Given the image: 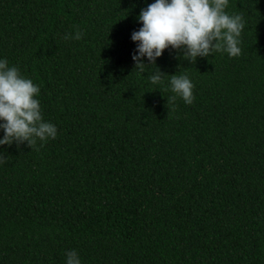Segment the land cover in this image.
Here are the masks:
<instances>
[{"label":"trees","instance_id":"1","mask_svg":"<svg viewBox=\"0 0 264 264\" xmlns=\"http://www.w3.org/2000/svg\"><path fill=\"white\" fill-rule=\"evenodd\" d=\"M154 2L0 0V60L57 129L0 145V264H264V0H228L240 56L169 46L141 74L131 35ZM173 74L192 104L167 103Z\"/></svg>","mask_w":264,"mask_h":264},{"label":"clouds","instance_id":"2","mask_svg":"<svg viewBox=\"0 0 264 264\" xmlns=\"http://www.w3.org/2000/svg\"><path fill=\"white\" fill-rule=\"evenodd\" d=\"M228 0H155L141 9L138 21L142 27L134 31L131 39L139 42L132 56L134 69L144 73L148 65L143 63L146 57L150 65L171 46L183 52V58L194 63L197 57H207L213 52H226L230 57L241 55L240 35L244 21L240 15L225 12ZM84 33L77 29L66 33L65 40H80ZM164 73L158 68L149 77L153 85L161 84ZM170 88L175 94L167 103H174L180 97L185 104H192L194 85L186 75H170ZM39 87L31 79L21 75L16 66H8L7 60H0V129L4 136L0 145L17 147L27 142L28 147L36 146L37 141L46 142L55 139V125L43 120L40 103L35 97ZM43 146V143L40 145ZM38 150V149H37ZM7 157L0 155V163H6ZM66 264H81L76 250L65 253Z\"/></svg>","mask_w":264,"mask_h":264}]
</instances>
